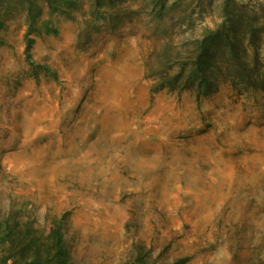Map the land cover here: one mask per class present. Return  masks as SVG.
<instances>
[{
  "label": "rangeland",
  "instance_id": "rangeland-1",
  "mask_svg": "<svg viewBox=\"0 0 264 264\" xmlns=\"http://www.w3.org/2000/svg\"><path fill=\"white\" fill-rule=\"evenodd\" d=\"M224 1L0 0V264H264V88L158 89Z\"/></svg>",
  "mask_w": 264,
  "mask_h": 264
},
{
  "label": "trees",
  "instance_id": "trees-1",
  "mask_svg": "<svg viewBox=\"0 0 264 264\" xmlns=\"http://www.w3.org/2000/svg\"><path fill=\"white\" fill-rule=\"evenodd\" d=\"M231 6L222 3L221 21L213 28L200 27L201 33L182 50L185 57L179 71L172 77L166 73L158 89H187L199 99L214 93L222 81L239 91L264 88V21L245 19ZM238 8L235 11L244 15L240 9L245 7Z\"/></svg>",
  "mask_w": 264,
  "mask_h": 264
}]
</instances>
